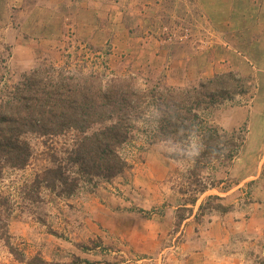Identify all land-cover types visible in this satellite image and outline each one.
<instances>
[{"label":"rangeland","instance_id":"1","mask_svg":"<svg viewBox=\"0 0 264 264\" xmlns=\"http://www.w3.org/2000/svg\"><path fill=\"white\" fill-rule=\"evenodd\" d=\"M39 67L131 77L145 91L250 77L247 94L201 110L243 140L230 162L208 163L197 193L188 162L169 156L178 145L154 139L148 116L111 178L77 175L72 131L25 132L27 164L0 176V220L21 259L0 239V264H264V0H0V100ZM56 167L79 176L72 193L46 183ZM208 196L228 210L200 212Z\"/></svg>","mask_w":264,"mask_h":264},{"label":"trees","instance_id":"2","mask_svg":"<svg viewBox=\"0 0 264 264\" xmlns=\"http://www.w3.org/2000/svg\"><path fill=\"white\" fill-rule=\"evenodd\" d=\"M52 71L53 68L39 67L24 73L0 100V176L7 166L20 168L27 164L30 146L22 138L25 132L48 136L72 131L76 137L68 159L77 164V175L90 179L114 177L126 168L119 149L134 122L148 116L155 122L154 139L178 145V150L169 156L188 162V178H194L193 190L199 193L205 188L199 183L208 163L230 162L242 143V135L222 133L201 110L247 94L252 88L250 77L228 71L189 88L145 91L131 77L103 81L91 73ZM150 106L154 113L149 114ZM194 137L199 144L192 156L187 150ZM45 174L51 188L59 183L60 192L67 194L74 191L80 180L77 175H66L61 167L48 168ZM216 199L219 197L208 196L198 210L227 211ZM196 201L193 198L190 202ZM184 208L178 207L177 212ZM4 226L0 220V239L18 257ZM32 263L40 264L33 260Z\"/></svg>","mask_w":264,"mask_h":264},{"label":"crops","instance_id":"3","mask_svg":"<svg viewBox=\"0 0 264 264\" xmlns=\"http://www.w3.org/2000/svg\"><path fill=\"white\" fill-rule=\"evenodd\" d=\"M250 116V115H249Z\"/></svg>","mask_w":264,"mask_h":264}]
</instances>
